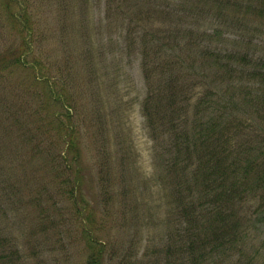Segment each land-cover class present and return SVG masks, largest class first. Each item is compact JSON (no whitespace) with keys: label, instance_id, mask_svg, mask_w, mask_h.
Listing matches in <instances>:
<instances>
[{"label":"rangeland","instance_id":"374dc122","mask_svg":"<svg viewBox=\"0 0 264 264\" xmlns=\"http://www.w3.org/2000/svg\"><path fill=\"white\" fill-rule=\"evenodd\" d=\"M22 5L32 47L20 51L24 63L11 54L0 63V264H86L85 227L106 242L104 264H119L122 254L129 264L157 256L166 264L158 251L178 227L176 171L155 164L161 149L142 110L147 88H161V76L172 74L190 96L211 89L236 96L237 145L260 144L264 81L223 68L201 76L207 59L191 43L246 53L250 69L264 59V0H17L12 15ZM25 39L0 0V49ZM166 51L179 54L178 63H165ZM73 155L81 172L76 199L62 168L63 156ZM240 183L227 207L246 227L239 250L201 258L195 247L173 263L264 264L256 212L264 188L254 179Z\"/></svg>","mask_w":264,"mask_h":264},{"label":"trees","instance_id":"16d2710c","mask_svg":"<svg viewBox=\"0 0 264 264\" xmlns=\"http://www.w3.org/2000/svg\"><path fill=\"white\" fill-rule=\"evenodd\" d=\"M14 1L17 0H2L11 14L14 27L18 32L21 30L26 39L17 48H1V64L10 54L14 55L13 63H24L21 54L24 49L32 47L28 37L33 27L27 6L22 5L21 13L12 15L10 6ZM201 41L199 44L191 43L201 47L200 56L207 59V67L200 66L203 72H199L201 76L208 77L212 68H223L225 73L247 72L251 80L264 81L263 58L246 69L245 65L252 59L248 54L223 52ZM167 49L170 50L169 47ZM168 53L166 51L169 57L165 63H178L180 55L176 53L177 57L171 58L174 52ZM180 85L183 86L172 74L161 76V88L148 86L142 108L155 150L161 149L155 164L160 167L165 164L168 169L176 171L171 185L175 194L178 227L168 232L164 247L158 251L163 254L166 264L185 260L187 254L194 253L195 247H198L201 258L227 251L230 254L236 248L239 250L238 243L246 227L241 226L234 210L227 207L235 203L237 192L241 194V179L243 182L254 179L256 188H264V136L260 144L253 143L249 147L237 145V134L241 131L237 113L242 104L240 99L236 96L227 97V94L223 96L217 89L197 93L196 97L190 96ZM52 97L54 100L60 99L54 93ZM161 136L165 138L159 141ZM68 137L70 144H75L72 128H69ZM79 161L77 155H73L70 162L63 156L62 168L67 171L66 181L71 184L69 192L73 199H76L75 192L81 183L80 168L76 164ZM70 170L74 176H69ZM253 192L257 193L256 190ZM259 198L257 220L264 223V190ZM84 233L89 247L86 264H104L107 257L106 242L99 240L91 228L85 227ZM126 257L125 254L120 255L119 264H129ZM108 259L115 258L112 256ZM161 261L162 256H157L149 264H161Z\"/></svg>","mask_w":264,"mask_h":264}]
</instances>
